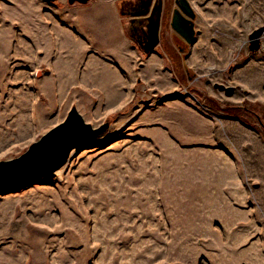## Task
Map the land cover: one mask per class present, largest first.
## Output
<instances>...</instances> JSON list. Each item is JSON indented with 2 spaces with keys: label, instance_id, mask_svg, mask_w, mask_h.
Returning <instances> with one entry per match:
<instances>
[{
  "label": "rangeland",
  "instance_id": "374dc122",
  "mask_svg": "<svg viewBox=\"0 0 264 264\" xmlns=\"http://www.w3.org/2000/svg\"><path fill=\"white\" fill-rule=\"evenodd\" d=\"M47 1L0 0V160L71 106L109 126L54 177L0 192V264H264V116L225 110L264 113V0H184L192 16L172 0L193 32L169 14L162 43L163 0H117L125 36L128 11L150 17L127 65L91 0ZM65 6L86 24L75 40Z\"/></svg>",
  "mask_w": 264,
  "mask_h": 264
},
{
  "label": "water",
  "instance_id": "95a60500",
  "mask_svg": "<svg viewBox=\"0 0 264 264\" xmlns=\"http://www.w3.org/2000/svg\"><path fill=\"white\" fill-rule=\"evenodd\" d=\"M87 1L67 0L70 4ZM180 7L185 14L193 15L190 6L185 1ZM171 25L187 40L191 38L193 29L190 20L182 17L176 9L172 13ZM260 31L261 28H258L250 33V48L258 45ZM214 86L223 90L227 95L233 91L232 86H225L221 83H214ZM108 126V120L92 126L84 121L75 106H71L60 122L31 142L19 156L0 160V192L27 185L42 177L45 179L54 177L56 170L66 162L73 148L85 145L106 130Z\"/></svg>",
  "mask_w": 264,
  "mask_h": 264
},
{
  "label": "crops",
  "instance_id": "0c3cea01",
  "mask_svg": "<svg viewBox=\"0 0 264 264\" xmlns=\"http://www.w3.org/2000/svg\"><path fill=\"white\" fill-rule=\"evenodd\" d=\"M116 2L117 0H91L89 7L95 8L96 10V12L94 11V13L92 14L91 19L95 21V19H97V15L102 14V13L107 16H110V18L113 19L116 25V29H117L116 36L120 42L119 53H120L121 64L126 63L127 65L128 63L127 60L129 59L130 55H134L135 49L130 44L129 39L124 35V31L122 28V22L120 20L121 13L119 12L116 6ZM48 3L52 4L53 2L49 1ZM65 7L66 8L62 10V14H63V24L62 25L64 27L62 29V36L66 38L67 37L71 38V40H75L76 38L79 37V35L83 36L82 31L85 29L86 24L83 23L82 17L70 16V9L67 6ZM79 31H81V33ZM125 57L127 58L126 61H125Z\"/></svg>",
  "mask_w": 264,
  "mask_h": 264
},
{
  "label": "flooded vegetation",
  "instance_id": "af4514ba",
  "mask_svg": "<svg viewBox=\"0 0 264 264\" xmlns=\"http://www.w3.org/2000/svg\"><path fill=\"white\" fill-rule=\"evenodd\" d=\"M173 1L178 5L184 4V0H173ZM51 2H54V1H51ZM74 3H79V2H74ZM74 3H71V4H74ZM67 4L71 5L68 2H67ZM172 5H173L172 0H163L162 8L159 11L158 27H157V30H158L157 38L159 39V43H162V41H163L162 40L163 31H164L163 28H165L167 23L170 22L168 16H169V14H172L174 9H175V6H172ZM146 10H147V4L143 7H141L139 11H128V13H127L128 29L125 28L126 36L129 39L132 47L134 49L136 48L137 50H143L142 49L143 47H142V44L140 43V41H142L144 44H146V42H147L148 38H150V34H151V29L148 30L150 25L148 28H146V24L149 23L148 19L150 18V17L147 18L148 16H145L148 14V12ZM145 11H146V13H145ZM140 15L144 16V18L142 19L143 21L147 20V21H145V25L143 24L144 26L138 22L139 21L138 17H140ZM136 27H138L139 41L135 38L136 36H134V35H137L136 30H135ZM163 44H164V42H163ZM155 49H156V46L152 49V52H156Z\"/></svg>",
  "mask_w": 264,
  "mask_h": 264
},
{
  "label": "trees",
  "instance_id": "16d2710c",
  "mask_svg": "<svg viewBox=\"0 0 264 264\" xmlns=\"http://www.w3.org/2000/svg\"><path fill=\"white\" fill-rule=\"evenodd\" d=\"M225 110L232 114L238 113L239 110L250 111L253 114H255L258 117V120L260 121L262 120V116H264V113L261 114L259 110H256L252 104L250 105L248 103L247 100H244L241 106H227ZM261 123L264 124L262 121Z\"/></svg>",
  "mask_w": 264,
  "mask_h": 264
}]
</instances>
